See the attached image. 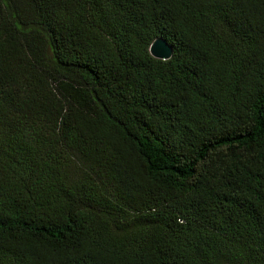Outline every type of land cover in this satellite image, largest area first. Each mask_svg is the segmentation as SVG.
Masks as SVG:
<instances>
[{
  "label": "trees",
  "instance_id": "trees-1",
  "mask_svg": "<svg viewBox=\"0 0 264 264\" xmlns=\"http://www.w3.org/2000/svg\"><path fill=\"white\" fill-rule=\"evenodd\" d=\"M0 264H264V0H0Z\"/></svg>",
  "mask_w": 264,
  "mask_h": 264
},
{
  "label": "water",
  "instance_id": "water-1",
  "mask_svg": "<svg viewBox=\"0 0 264 264\" xmlns=\"http://www.w3.org/2000/svg\"><path fill=\"white\" fill-rule=\"evenodd\" d=\"M149 53L155 59L166 60L171 56V48L164 40L156 38L150 44Z\"/></svg>",
  "mask_w": 264,
  "mask_h": 264
}]
</instances>
